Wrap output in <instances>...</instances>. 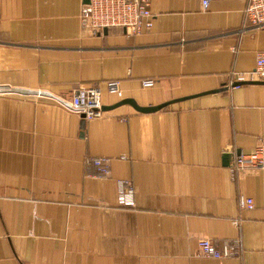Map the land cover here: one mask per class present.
Listing matches in <instances>:
<instances>
[{"label": "crops", "instance_id": "crops-1", "mask_svg": "<svg viewBox=\"0 0 264 264\" xmlns=\"http://www.w3.org/2000/svg\"><path fill=\"white\" fill-rule=\"evenodd\" d=\"M85 3L0 0V264H264V176L223 161L264 142V83L227 85L254 68L264 26L247 24L244 0H150V30L92 35ZM89 85L101 117L54 99ZM118 179L135 205L117 203ZM201 236L240 254L197 256Z\"/></svg>", "mask_w": 264, "mask_h": 264}, {"label": "built area", "instance_id": "built-area-1", "mask_svg": "<svg viewBox=\"0 0 264 264\" xmlns=\"http://www.w3.org/2000/svg\"><path fill=\"white\" fill-rule=\"evenodd\" d=\"M212 0H201L203 9H207ZM247 5L245 14L247 24L251 27L264 26V0H244ZM152 13L150 0H88L82 5L78 15L83 31L92 35L100 34L109 27H122L128 35H138L152 28ZM264 82V51L256 55L255 66L248 72H232L227 85L234 83ZM143 87L154 85L153 79L141 81ZM107 90L121 97L122 91L118 80L107 82ZM10 91L0 85V94ZM40 94V93H39ZM63 108L74 112L84 120L101 117L104 114L101 102V90L97 85L79 86L73 91L71 100L54 98ZM98 175L107 176L110 173V160L106 157H90L87 159ZM232 170H260L264 176V142H259L251 151L235 154L231 159ZM117 203L123 206L135 205L134 187L126 179L117 180ZM240 208H252L254 201L251 196L238 197ZM197 256L224 258L240 254L238 240L217 241L201 236L195 250Z\"/></svg>", "mask_w": 264, "mask_h": 264}, {"label": "water", "instance_id": "water-1", "mask_svg": "<svg viewBox=\"0 0 264 264\" xmlns=\"http://www.w3.org/2000/svg\"><path fill=\"white\" fill-rule=\"evenodd\" d=\"M85 2H88V0H85ZM251 83H264V82H251ZM242 84H250V83H234L232 86H236V85H242ZM130 100L128 99H124L122 101L119 102V104H122V103H125V102H129ZM132 105L138 109L139 111H151V110H157V109H160L162 107H164L166 104H161V105H157V106H153V107H147V108H140V107H137L134 103H132ZM103 110H104V107H103ZM240 151H237L236 154H239ZM233 156V153L231 152H227L224 154L223 156V161L225 164H229L230 161H231V157Z\"/></svg>", "mask_w": 264, "mask_h": 264}]
</instances>
